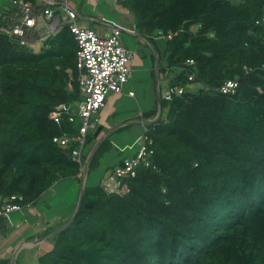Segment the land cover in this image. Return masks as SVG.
<instances>
[{
    "label": "trees",
    "instance_id": "16d2710c",
    "mask_svg": "<svg viewBox=\"0 0 264 264\" xmlns=\"http://www.w3.org/2000/svg\"><path fill=\"white\" fill-rule=\"evenodd\" d=\"M118 2L134 12L137 33L158 54L161 81V63L185 67L173 83L185 91L171 103L162 100L167 117L145 126L155 168L141 165L136 177L123 179L124 193L89 183L108 138L101 142L77 214L49 240L52 249L38 264H264V0ZM2 25L0 196L22 195L33 204L64 180L82 182L80 164L66 155L72 149L53 142L76 134L79 120L49 118L55 106L82 99L78 46L64 27L36 51L12 42ZM159 30L172 39H153ZM229 80L239 87L222 94ZM157 112L156 104L146 117ZM102 129L89 131L88 154Z\"/></svg>",
    "mask_w": 264,
    "mask_h": 264
},
{
    "label": "built area",
    "instance_id": "2783aa9c",
    "mask_svg": "<svg viewBox=\"0 0 264 264\" xmlns=\"http://www.w3.org/2000/svg\"><path fill=\"white\" fill-rule=\"evenodd\" d=\"M10 4L6 12H0L2 31L9 39L22 47L32 49L41 48L51 36L59 33L67 27L74 35L77 42L76 67L78 70L77 81L80 86L81 100L77 103H61L50 112L49 118L57 124L68 119L73 123L76 118L79 120L78 132L74 135H62L53 138V142L62 148L72 149L70 157L80 164V177H83L85 163L88 159L87 136L89 131L95 130L98 126L96 115L98 111L105 107L107 94L114 92L122 94L123 88L128 83L132 70L129 62L133 56L140 52L139 45L127 47L121 38L123 28L119 25L107 23L105 18H101L100 23L107 27L108 32H98L79 25L80 14L76 9L67 4H59V11L54 10L49 1H44L34 7L24 0H0ZM3 6L0 5V7ZM258 21L257 24H259ZM264 23V15L262 17ZM201 25L191 26L190 31L194 34ZM136 26L130 31L135 34ZM171 32L156 31L153 35L155 40H171ZM35 47V48H34ZM158 59V54L156 53ZM194 60H187L185 66L193 67ZM162 81L160 80L161 100L172 102L175 98L181 97L185 91L180 84H173L176 80L177 71H183L185 67H171L161 63ZM160 61L158 59V71ZM246 74L251 72L250 68L244 67ZM196 78L194 72L189 73L188 79L193 81ZM165 86V90L163 87ZM239 87L237 80L225 82L219 91L222 94H235ZM71 89V86H69ZM129 96L134 97L133 92ZM164 118L167 111H162ZM157 121V120H156ZM145 124V123H144ZM154 140L150 137L147 129L137 138L136 144L125 150L133 151V156L123 158L122 164L116 166L113 172L106 179L101 180V185L109 193H124L126 185L122 184L123 179L137 175V169L141 165L155 168L152 157L155 155L153 148ZM73 146V147H72ZM136 147V149H134ZM86 150V152H85ZM31 204L24 203L22 195H11L9 197L0 196V220L10 219V215L20 212L24 207ZM20 225L17 224L18 228Z\"/></svg>",
    "mask_w": 264,
    "mask_h": 264
},
{
    "label": "rangeland",
    "instance_id": "374dc122",
    "mask_svg": "<svg viewBox=\"0 0 264 264\" xmlns=\"http://www.w3.org/2000/svg\"><path fill=\"white\" fill-rule=\"evenodd\" d=\"M95 1H96L95 4L90 5L88 1L84 0L82 7L81 4H78V2L76 1L71 2L70 4H72L74 8L77 10L83 9L84 14L86 12L91 13L94 17L97 18V20L101 18H105L106 22L110 24H115V25L118 24L128 28L133 27V21L134 22L136 21L134 12L124 7L121 3L118 2V0L116 2H109L107 0H95ZM2 4L3 6L0 7V12H6L8 7H10V4L6 1H4L3 3L2 1H0V5ZM79 25L92 30H97V31L100 30L98 32H102V31L105 33L108 32L107 27L99 22L89 23V22L80 21ZM121 38L126 46L133 47L136 43V37L128 33L123 32ZM40 49L41 48L38 47L35 48L36 51L38 50L40 51ZM153 53L154 52H152L150 47L144 45L143 49H141V51L138 54L134 55L133 59L129 62L128 65L132 70V73L130 75V79L128 83H126L123 88L122 95H127L128 90L132 89L133 92L136 93V98H132L131 100H129V98H126L127 96H125L122 100L119 99V101L115 104V108H118L117 110L121 112H123L124 109L133 110L134 113H136L135 115L141 116L142 112H146L149 109L151 108L153 109L155 107V100H156L155 93H154V98H152V93L153 91H155V83H156L155 81L156 77L155 78L153 77L156 58ZM189 88L191 90H195L198 88V85L193 84L190 85ZM163 89L165 90V86L163 87ZM116 95L118 94H115L114 92H109L107 94L106 104L111 99V97H114ZM129 104L131 105L129 106ZM97 117L99 118L100 124L109 128V126L112 125V117H113V113H111L110 106H107L106 108L104 107L101 108L97 113ZM145 126H149V125L144 123H140V124L131 123L123 126L122 128L120 127L118 130L115 131L110 130L107 133L108 143L104 147L105 154L103 155L102 159H100L98 164L99 166L90 172L89 175L90 184H99V181L108 178L110 174L113 172L109 170L113 169L116 162L134 153L133 151L135 150L132 151L129 149V150H125L124 152H121V149H128L131 145H135L137 138L145 132L146 130ZM104 167H108L109 169H105ZM70 182L71 180H64L60 182L61 185L59 184L60 186L59 185L56 186V191L58 193H62L63 190H66V188H68ZM43 199L45 200V198ZM51 199L52 197H48L46 202L44 203L45 204L44 211H46L47 217L51 221V224L53 225L55 222L58 221L56 214L60 215L59 218L62 217L66 219L67 213H64L61 207H59L56 208L54 215H50L49 208L53 206V200ZM75 209L76 207H74L73 213L75 212ZM23 229L31 231L28 228V226ZM23 229L11 228L12 230L11 239H13V237L20 238L18 235H20L21 232H23ZM48 247H52V244L51 246Z\"/></svg>",
    "mask_w": 264,
    "mask_h": 264
},
{
    "label": "crops",
    "instance_id": "0c3cea01",
    "mask_svg": "<svg viewBox=\"0 0 264 264\" xmlns=\"http://www.w3.org/2000/svg\"><path fill=\"white\" fill-rule=\"evenodd\" d=\"M44 1H49V4L52 5L53 6L52 8H54V10H56V11H59V9H60L59 4H67L69 7L75 9L74 6L72 4H70L71 2H75V1L78 2V4H81V7L84 3V0H81V1H79V0H44ZM86 1H88L90 3V5L96 3L95 0H86ZM107 1L116 2L117 0H107ZM77 11L80 14L79 22L83 21V22H89V23H92V22H99L100 23V19L97 20V18L94 17L91 13L86 12L84 14L83 9L82 10L80 9ZM92 11H94V10H92ZM119 26H121L123 28L124 33H128V34L136 37V43L139 45L140 51H141V49H143L144 45L147 47H150L152 52H154L153 54L156 58V51L154 50V47H152V45L149 42H147L144 38H142L137 33V31L135 32V34L130 33V31H132L134 26H135L134 21H133V27L132 28H128V27H125L122 25H119ZM95 31H97V30H95ZM98 31H100V30H98ZM127 47H129V46H127ZM155 63H156V59H155ZM154 72L156 74L155 65H154ZM156 85H157V81L155 83V91H153V93H152V98H154V93H155V99H156L155 105L157 104ZM129 92H133V90L129 89L127 95L120 94V95H116L114 97H111V99L108 101V103L105 104L104 108H106L107 106H110L111 113H113L112 125L109 126V128L100 124L99 118L96 115V117L98 119L99 126L103 127L101 134H100V138L98 140L99 142L108 138L107 133L110 130L115 131V130H118L120 127L122 128L123 126L131 124V123H137V124L146 123L147 124L146 121L150 120L146 117V115L152 110V108L146 112H142L141 116L135 115L136 113H134L133 110H125L123 108L124 110H123V112H121V111L117 110L118 108H115V104L119 101V99L122 100L125 96H127L126 98H129V100H131L132 98H136V93L133 92L134 97H131V96H129ZM130 105L131 104H129V106ZM134 149H136V147H134ZM123 150L124 149H121V152H123ZM130 156H133V153ZM119 161H121V160H119ZM118 162H116V164ZM104 168L109 169L108 167H104ZM109 171H111V170H109ZM59 184L61 185V183H58L57 185H59ZM57 185L53 186L50 190H48L37 202L31 204L30 207H24L22 211L12 213L10 215L9 220H7L5 218L0 220V264H12V259L15 255V253L17 252V250L20 247H22V245H25L29 242L40 239L38 236L41 235L42 233H44L49 228L56 227L60 223L72 218V215L74 214L73 209H74V207H76L75 205H77V202H78L81 184L78 181L71 179V182L68 185V188H66V190H63L62 193H58L56 191ZM69 186H71V187H69ZM46 196L52 197L51 200H53V206L49 208L50 209L49 210L50 215H54L56 208L61 207L62 211L64 213H67L66 219H64L62 217L59 218L60 215L56 214L58 221L55 222L53 225L51 224V221L47 217L46 211H44L45 210V208H44L45 204L44 203L46 202V200L48 198ZM43 198H45V200ZM17 224L20 225L18 228L16 227ZM27 226L31 231L23 229ZM11 228L23 229V232H21V234L18 235L20 238L13 237V239H11V237H12ZM48 246H51L49 241L43 242L40 245L34 246V247H28V248L23 247L17 254L16 264H38V258L42 254H44V253H46L52 249V247H48Z\"/></svg>",
    "mask_w": 264,
    "mask_h": 264
},
{
    "label": "water",
    "instance_id": "95a60500",
    "mask_svg": "<svg viewBox=\"0 0 264 264\" xmlns=\"http://www.w3.org/2000/svg\"><path fill=\"white\" fill-rule=\"evenodd\" d=\"M143 38V37H142ZM146 41L147 39L144 38ZM148 42V41H147ZM153 47V46H152ZM155 69H156V81H157V85H156V94H157V106H158V112H157V115L153 118V119H150L147 122V124H150V123H153L155 122L160 116H161V113H162V100H161V91H160V81H159V71H158V59L156 58V63H155ZM146 124V123H145ZM102 142V141H101ZM101 142H99L94 148L93 150L91 151L90 155L88 156V159L85 163V167H84V172H83V178H82V183H81V189H80V194H79V198H78V202H77V205H76V209H75V212L72 216V218L62 227L56 229L55 231H53L52 233L48 234L47 236L45 237H42L40 239H37V240H34L32 242H29L25 245H22V247H20L17 252L15 253L13 259H12V264H16V259H17V254L18 252L23 248V247H34V246H38L40 245L41 243L43 242H46V241H49L50 239H52L53 237H55L57 234H59L61 231L65 230L73 221L75 215L77 214L79 208H80V205H81V202H82V199H83V196H84V190H85V186H86V181H87V177H88V171H89V167H90V164H91V161L93 159V156L95 154V152L97 151L99 145L101 144ZM67 157H70V154L69 153H66Z\"/></svg>",
    "mask_w": 264,
    "mask_h": 264
},
{
    "label": "clouds",
    "instance_id": "9594fccd",
    "mask_svg": "<svg viewBox=\"0 0 264 264\" xmlns=\"http://www.w3.org/2000/svg\"><path fill=\"white\" fill-rule=\"evenodd\" d=\"M151 119H153V118H151ZM93 150V149H92ZM83 178V177H82ZM82 183V182H81Z\"/></svg>",
    "mask_w": 264,
    "mask_h": 264
}]
</instances>
